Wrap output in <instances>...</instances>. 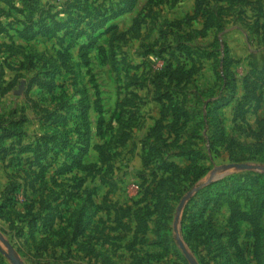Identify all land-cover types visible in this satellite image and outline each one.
Instances as JSON below:
<instances>
[{"label":"rangeland","instance_id":"374dc122","mask_svg":"<svg viewBox=\"0 0 264 264\" xmlns=\"http://www.w3.org/2000/svg\"><path fill=\"white\" fill-rule=\"evenodd\" d=\"M120 1L89 0V6ZM196 1L137 0L96 40L88 37L90 16L80 25L85 34L70 44L65 30L26 41L17 34L22 24L16 20L34 14L37 19L41 11L67 19L76 13L68 7L74 0H38L36 11L26 0H0V29L5 31H0V123L20 121L13 127L25 133L6 145L35 146L46 135L67 143L57 154L50 152L43 177L24 163L38 156L34 151L20 155V164L11 162L12 156L0 159V264H12L11 247L26 264H190L177 236L198 264H264V207L256 210L251 185L261 175L264 182V171L225 168L231 163L264 167L263 106L247 113L245 107L236 110L235 100L225 106L217 113L225 136L211 141L207 109L220 97L226 74L218 61L203 58L193 76L176 72L172 80L158 78L168 62L177 66L169 51L178 42L213 51L219 38L232 54L247 42L255 48L250 15L261 0H240L231 7L208 0L222 24L208 36L202 34L204 17L189 19L201 10ZM82 44L87 46L83 50ZM244 64L236 70L232 66L237 78ZM178 79L189 117L181 134L172 116L159 121L162 108L155 100L160 86ZM238 93L240 99L241 80ZM97 94L104 108L100 124ZM127 99L131 102L124 109ZM64 104L71 107L68 121L55 126L47 118ZM82 105H90L86 115L78 109ZM132 106L138 117L130 122ZM85 138L86 169L69 171ZM190 150L194 162L184 154ZM48 212L55 214L52 228L46 226ZM235 212L246 218L238 222L237 233L230 223Z\"/></svg>","mask_w":264,"mask_h":264},{"label":"trees","instance_id":"16d2710c","mask_svg":"<svg viewBox=\"0 0 264 264\" xmlns=\"http://www.w3.org/2000/svg\"><path fill=\"white\" fill-rule=\"evenodd\" d=\"M28 2V7H33L35 11L38 7V0H26ZM205 1V3H204ZM226 2L229 7L235 6L236 3L240 0H215L212 2ZM211 2V0H210ZM137 0H122L120 3L118 2L115 5H109L108 7H90L89 0H74L73 4L68 3V7L76 9V15L70 13V17L64 20H57L55 18V15H50L46 12H42L38 14V18H35L34 15H30L27 20L17 19L16 21H20V24H22V27L17 31V34L26 41H31L35 39L39 35H54L55 33L59 31L65 30V37L69 36L70 44L74 43V40H76L78 37L85 34V31L80 30V25L86 21L91 16V19L86 23L88 30V37L94 36V39L96 40L98 37H100L102 34L106 33L110 28L111 25L106 27L107 23L112 21L114 18L123 15L125 13L130 12L133 10V8L136 6ZM211 3H209L208 0H197L196 1V7L201 8V10L195 12L194 15H192L189 19H197L199 16L205 18L204 26H203V36H208L210 31L213 28H222V24L217 23L215 19V15L213 13L215 7H209ZM258 5V4H255ZM52 7V6H51ZM218 8V7H217ZM222 10L224 7H219ZM253 12L250 15L251 18H253L254 23V32L263 37L264 40V0H261L259 7H253ZM22 20V21H21ZM177 24L180 26L182 23L180 21H175L172 24ZM11 29L14 27V23L9 24ZM105 28V30H103ZM1 32H5L3 28L0 29ZM218 47L213 51H205L203 49H197L194 47H190L188 44L184 42H178L175 45V52L169 51V55L173 57L175 60V64L177 66L174 68L172 62H168L166 65L167 67H163L161 69V73L158 78L161 79H169L172 80L174 74L176 72H185L193 76L197 70V67L202 65V59L203 58H214L218 61V68L220 71H225L226 74L221 78L222 82V92L220 93V97L216 100H211L209 103V107L207 109V119L209 117H212V120L206 121L207 125L211 127L210 132V140L215 141L219 140L218 138H224L225 131L223 129V123L220 117L218 116L219 112L227 105L231 104L237 97L238 94V87H239V80L236 77V75L233 72L232 66L235 64L236 60L231 56V52L229 51L230 48L228 45L224 42H222L219 38L217 40ZM80 48L83 50L85 47L83 44ZM94 46V43L88 45V48H91ZM166 51V50H165ZM168 51V50H167ZM166 51V52H167ZM200 60V61H199ZM189 64V65H188ZM197 65V67H196ZM168 67L171 69V71L168 72ZM201 67V66H200ZM220 72H218L219 74ZM175 85L169 84V86L165 87H159L155 91L156 98L155 100L159 101L161 103V119L159 120L162 122L167 116H172L174 120V124L176 126H180V131L176 132V134H181L180 132L184 129V124L187 123L189 120L188 115L185 116V102L181 95L183 92V89H180L181 81L178 79ZM180 83V84H179ZM242 86L244 94L238 99V103L236 104L235 108H241L246 109V113L248 111H256L264 105V69L258 70L253 69L250 72H248L242 79ZM133 88H136L134 86ZM11 89V84H8V87H5L1 90V92L4 94L8 93ZM181 92V93H180ZM100 97L94 101V105L96 107L97 115L99 116V124L103 122V115H104V108L102 104L100 103ZM130 99H127V101L122 104V108L125 109L126 105L130 104ZM238 105V107H237ZM78 107V106H76ZM243 107V108H242ZM90 108V105H82L78 107L83 112V115L87 114V110ZM234 108V109H235ZM68 109H71V107L67 105H61L58 110H61V112H55L50 113L47 120H49L51 123H53L55 126H61V124H65L68 121ZM129 117L127 118L128 121H132L133 118L138 117V113L136 111L135 106L129 110ZM218 113V114H217ZM244 114V113H243ZM209 115V116H208ZM245 115V114H244ZM240 116V115H239ZM238 115L234 116V120H238ZM242 118V116H241ZM15 121V122H14ZM20 121L13 120L12 125L10 126H4V123H0V159H6L7 157H11V162H17V164L22 163V159H20V155L28 153V152H36L38 153L37 157H34L32 159H26L24 163L29 166L30 168H38V174L44 176V174L47 172L49 166L51 163H48L50 159V154L52 152H55L56 154L58 151L65 149V145L67 144H57V141L55 140V135H46L40 137L38 141H36V145L34 146L32 143L30 145L23 146L21 148H17L15 144L6 145V141L8 139L18 137L21 138L25 136L24 132H16V129L14 127H18L20 125ZM222 124V126H221ZM261 125L262 122L260 123ZM14 125V127H13ZM183 128V129H182ZM15 130V131H14ZM254 133L255 132L253 131ZM252 132V133H253ZM253 133V134H254ZM88 134V133H87ZM86 139V138H85ZM84 139V140H85ZM83 140V141H84ZM80 144L77 148V150L73 153L74 158L71 159L69 164V171L73 170L75 166L86 169L83 163V158L86 155L89 144L86 139V144ZM51 152V153H50ZM184 152V151H183ZM189 153L195 154L194 150L187 151L185 156L187 158H191V162H194L193 155H189ZM40 156V157H39ZM42 160H41V159ZM44 162V163H42ZM31 173H34V171H30ZM262 176V175H261ZM261 176L254 177L253 182L251 185L255 188V197H256V210L264 207V182L261 181ZM210 203V199L205 203V205H208ZM48 217L46 226H50L52 228L53 221L55 218V214L52 215L49 212L47 213ZM202 217V215H201ZM246 219L242 213L235 212L232 214L230 223L235 230V233L239 231L238 222L240 220ZM52 223V224H51ZM32 231L35 233V230L37 229L36 224L32 223ZM9 247L10 244L7 243ZM68 244H65L67 246ZM12 249V247H11Z\"/></svg>","mask_w":264,"mask_h":264},{"label":"crops","instance_id":"0c3cea01","mask_svg":"<svg viewBox=\"0 0 264 264\" xmlns=\"http://www.w3.org/2000/svg\"><path fill=\"white\" fill-rule=\"evenodd\" d=\"M252 33L255 34L254 31H252ZM255 35L257 36L256 38H254L255 41H253V43L255 42L254 44H256L255 48H253L252 44H249V42H247L246 45L244 44L242 45V47L238 46V48L236 47L237 49L234 48L233 54L230 49L231 56L236 60L235 64L233 65L234 69L236 65L240 64L241 62H245V64L243 65L245 67L242 70L244 73H242V75L240 74V77H239L240 79L238 78L241 81L243 77L251 70L253 69L263 70L264 69V40H263V37L261 36L262 34H259V35L255 34ZM251 40L252 39L250 38L247 41H251ZM238 95L239 93L237 94V96ZM236 101H238L237 97L235 99V102ZM262 109H264V105Z\"/></svg>","mask_w":264,"mask_h":264},{"label":"water","instance_id":"95a60500","mask_svg":"<svg viewBox=\"0 0 264 264\" xmlns=\"http://www.w3.org/2000/svg\"><path fill=\"white\" fill-rule=\"evenodd\" d=\"M225 168L228 169H239V170H260L264 171V167L260 165H255V164H249V163H231L225 166ZM177 242L184 253L185 257L188 259L190 264H198L196 259L190 254L189 250L187 249L183 239L180 236H177ZM10 262L12 264H26L16 253L13 249H10L8 254H7Z\"/></svg>","mask_w":264,"mask_h":264}]
</instances>
